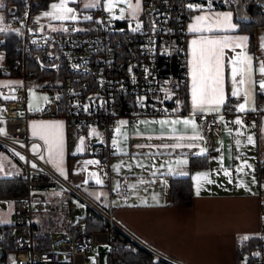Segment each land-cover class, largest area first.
Returning <instances> with one entry per match:
<instances>
[{
  "label": "built area",
  "instance_id": "2783aa9c",
  "mask_svg": "<svg viewBox=\"0 0 264 264\" xmlns=\"http://www.w3.org/2000/svg\"><path fill=\"white\" fill-rule=\"evenodd\" d=\"M190 1L142 0L139 16L142 27L135 32L132 28L136 23L108 19L110 14L102 5L93 9L98 19H92V27L69 22L68 31L46 30L32 18L31 2L24 6L20 18L10 19L11 25L21 32L22 58L15 59L14 65L21 69L23 81L19 84L22 86L0 87L5 105L1 128L7 133L0 135V147L23 168L21 177L25 181V193L0 197V208L13 205L12 222L0 223V264H8L9 255L13 256V264H87L91 250L94 251L91 264H122L113 256L112 232L85 231L84 217L70 220L72 230L52 234L48 248L35 247L34 206L39 211L61 213H71L77 207L72 201L63 202L57 209L58 203L54 205L53 199L49 200L44 192L66 190L71 196L82 199L84 195L52 167L46 157L42 160L32 151L27 108L31 73L27 70V59L30 57L40 72H65L60 93L50 99L42 114L63 116L68 125L79 129L81 134L94 129L102 141H89L88 148L96 153L107 149L109 154H116L112 139L116 135L117 118H126L133 124L143 116L183 114L181 91L188 85L186 24L190 19L187 7ZM118 12L116 10L115 14ZM120 21H127L128 27L118 25ZM77 28L82 31L74 30ZM166 91L172 93L170 99L166 98ZM10 96L15 99H5ZM224 114L231 119L230 109H225ZM259 115V111L247 113L244 122L256 121ZM196 118L204 130L220 128L214 113L198 114ZM16 153L25 159L21 160ZM119 194L126 196L127 192ZM87 204L156 261L187 264L142 241L106 209L90 201ZM6 228L13 229L11 237H7ZM261 237L264 240V235ZM101 246H109V250L102 251ZM250 264H264V242L253 254Z\"/></svg>",
  "mask_w": 264,
  "mask_h": 264
},
{
  "label": "crops",
  "instance_id": "0c3cea01",
  "mask_svg": "<svg viewBox=\"0 0 264 264\" xmlns=\"http://www.w3.org/2000/svg\"><path fill=\"white\" fill-rule=\"evenodd\" d=\"M6 1H3L4 7L0 8L4 14H6L8 7ZM58 1H51L41 12L33 13L32 18L43 23V25L47 22L60 23L51 21L43 15L51 9L52 3ZM102 3L101 0V5ZM190 3H201L207 7L208 0H191ZM78 8L84 10V8L79 7V4ZM212 11L231 12L232 23L236 26V31L226 34L247 36L249 38L248 50L257 58L256 63L259 62V59H264V51H261L260 48L261 43L264 42V24L254 29V42L251 46L249 34L241 30V24L236 19V16L244 15V7L241 4L235 0H212ZM78 14L81 17L78 23L86 27L93 26L86 25L91 23L82 19L86 15L85 11H78ZM197 14L199 13L193 12L187 21L186 30L192 21V17ZM127 18L131 19V17ZM7 23H9V27L4 26V24H0V27H4L6 31L14 28L10 22ZM50 25L47 26L50 27ZM192 38H194L193 35L187 32V61L190 59L189 44ZM3 41L4 38L0 37V44ZM0 67H7L4 50H0ZM30 78L27 88L29 135L33 139V145L40 147L38 154L46 157L48 161L46 146L43 141L33 137L31 126L33 123H63L62 168L65 173L63 176L70 183L101 203L104 209L109 211L121 225L142 241L179 261L187 264H243L238 261L239 245L251 237L264 235V176L258 177L257 175L258 167H264V93L258 89L256 91L254 106L256 111L260 112L259 118L248 124L244 122L242 127L236 125L234 121L237 118L244 121V115L254 111L245 113L236 111V106L243 100L242 98L237 100L231 97V84L227 80L226 70L227 103L220 113H214L220 125L219 130H204L198 122L196 118L198 114H196L194 118L198 132L203 139L181 142L195 144L196 147L191 149L184 147L175 150L157 147L162 144L172 145L177 142L172 138L173 133L170 126L162 128L159 124H141L140 121L192 118L191 81L188 70L186 100L188 113L161 117L143 116L133 124L128 123L126 118H117L115 120L116 128L121 121L127 122L122 128L123 134L121 136L115 135L112 139V144L114 139L119 142L121 150L113 154L108 165H106L101 162L98 156L93 154L94 150L88 148L87 141H84L83 150H79L81 148L79 138H83V136L79 129L68 125L64 117L43 115V109L35 110L37 107L34 102L28 100L29 86L31 84L39 85L40 82L36 78ZM255 78L260 79L258 73ZM22 81L21 76L0 77V84L11 83L13 87L21 84ZM42 83L44 84L45 81ZM43 88L52 96L47 87L43 85ZM55 96L56 93L52 97ZM229 99L233 101L230 105V120L224 114ZM29 105H32L31 110ZM0 110H3L0 111L1 128L2 119L5 116L4 97L1 95ZM221 115L224 118L223 121L220 120ZM237 132L242 133V135L238 136ZM192 134L190 129L185 130L182 125L177 126L176 135ZM248 136L253 137L252 144L248 143ZM237 140L240 141L239 145L236 144ZM140 145H144V147H139ZM201 148L205 149V153L198 155ZM0 152H5L10 159V163L4 164L3 170L0 171V177L21 175V166L6 151L1 150ZM204 156L208 160L207 167H191L190 162L193 157ZM2 159L0 157V160ZM177 159H187L188 163L175 169L173 174H169V163L174 164ZM93 160L98 161V165L86 164L87 161ZM49 164L57 170L54 163L49 162ZM244 164L250 167H245L242 172L238 171L240 166ZM225 169L231 174L230 177L224 174ZM93 172L103 181L102 184L95 182V178L90 175ZM153 172L156 174L152 175ZM202 174H207L212 183L201 180L199 195H197L196 177ZM181 177L191 178L193 196L189 206H175L173 204L170 191L171 180ZM230 180L231 182H229ZM141 181H145V183H141ZM117 184H119L118 189ZM133 185L135 188L132 187ZM120 191H126L127 195H120ZM58 192L52 194L50 198L54 199ZM153 196L158 198V204L153 200ZM4 209H8L9 217L12 219L13 205L0 208V212ZM0 223L7 224L10 222L2 219ZM245 237L247 239H244Z\"/></svg>",
  "mask_w": 264,
  "mask_h": 264
},
{
  "label": "snow or ice",
  "instance_id": "6c2138e0",
  "mask_svg": "<svg viewBox=\"0 0 264 264\" xmlns=\"http://www.w3.org/2000/svg\"><path fill=\"white\" fill-rule=\"evenodd\" d=\"M77 0H59L58 3L51 4V11L45 12L43 15L51 21L60 22V27H51V31H68L64 27L65 22L77 23L81 19L76 8L69 6L70 4H76ZM119 7V15H116V9ZM3 2L0 0V8H3ZM85 9L99 8L101 7V0H87L83 4ZM189 11L199 13L192 17V21L187 26V32L192 34L194 38L191 39L189 44V56L187 61L189 70V77L191 81V113L192 118L187 119H161L158 121H140L141 124H159L162 128L170 126V130L173 133V139L177 142L169 145L162 144L157 147L172 150L187 147L189 149L196 147L195 144L181 143L185 140L197 141L203 139L198 132V126L195 120L196 114H212L220 113L221 109L227 103L226 94V70L227 80L231 84V97L243 102L236 106V111L245 113L249 111H256L255 98L257 89L264 93V59H259L253 56L248 50V37L239 35H227L226 33L235 32L236 26L232 23L231 12H214L212 11V0H208L207 7L201 3H189L187 5ZM104 10H106L112 19L124 20L127 17H131L133 21H137L132 31H139L142 27L138 21V16L142 11L141 0H106L103 4ZM83 20L91 21V16H83ZM100 21H97L99 23ZM4 23V17L0 15V24ZM76 31H82V29H74ZM6 29L0 27V32H4ZM261 51H264V42L260 45ZM259 74L260 79L255 78L256 74ZM22 86V85H17ZM0 87L11 88V83L0 84ZM33 101L43 99L47 102V97H36L33 93ZM172 93L166 91V98L170 99ZM5 99H15L14 96L5 97ZM30 110L32 105H29ZM36 111H40V108H36ZM3 111V110H0ZM179 111V108L176 109ZM223 116H220V120L223 121ZM126 121H121L120 125L115 129L116 135L121 136L122 128L126 125ZM234 123L238 126H243L244 121L237 118ZM182 125L185 130H191L192 135H176L177 126ZM32 135L43 141L46 146L48 161L54 163L57 170L61 175H65L63 164V128L62 122L51 123H33ZM0 135H7L5 129L0 128ZM92 135H98L93 129ZM237 135L242 133L237 132ZM151 139V137H149ZM247 141L249 144L253 143V137L248 136ZM236 144L239 145L240 141L237 140ZM81 148L83 150L84 140H80ZM113 145L120 151L119 142L113 140ZM23 146V145H22ZM139 147H144L140 145ZM149 147H152L149 145ZM32 151L34 154H38L40 151L39 145H33ZM205 149L201 148L198 155H203ZM21 160L25 157L16 153ZM40 159H44L43 155H40ZM98 161H87L86 164L98 165ZM187 159H177L174 164L169 163L168 173L173 174L175 169L181 168L187 165ZM139 166V165H138ZM163 166V165H161ZM35 168L36 164H32ZM245 167L249 165H241L238 171H243ZM4 168V164L0 162V171ZM156 173L153 172L152 175ZM224 174L230 177V173L225 169ZM95 178L97 184H102L103 181L97 176L96 173L90 174ZM66 178V177H65ZM197 180V195H199L200 181L204 180L207 183H212L208 179L207 174H202L196 177ZM231 182V180L229 181ZM145 183V181H141ZM117 189L119 184H117ZM135 188V186H132ZM99 198V197H97ZM153 200L159 203L158 198L153 196ZM146 203V202H145ZM131 206V205H130ZM244 239H247L245 237Z\"/></svg>",
  "mask_w": 264,
  "mask_h": 264
},
{
  "label": "trees",
  "instance_id": "16d2710c",
  "mask_svg": "<svg viewBox=\"0 0 264 264\" xmlns=\"http://www.w3.org/2000/svg\"><path fill=\"white\" fill-rule=\"evenodd\" d=\"M53 0H7L6 8V20L10 21L11 18H20L23 12L24 6L31 2V12L32 14L40 9H44L48 4ZM240 2L244 7V18L236 16L237 21L241 24V30L247 32L250 36V45H253L254 42V29L258 26L264 24V0H235ZM190 17L193 12L189 11ZM86 25H93L94 21H88ZM118 25H124L128 27V22H118ZM0 37L4 38L3 43L0 44V50H4L6 53L7 67H0V77L2 76H21V69L15 67L14 61L17 58H22V38L21 32L18 27H14L10 30L0 32ZM32 56V55H30ZM45 59V58H44ZM27 70L31 74L29 75L32 78H36L38 82H44V87H47L52 96L55 93H60L61 83L64 76V73H55L49 70H44L40 72L34 61L29 57L27 59ZM47 61V59H45ZM61 82V83H60ZM182 108L183 114L188 113L187 111V86L182 88ZM51 96V97H52ZM232 99L228 100V104L225 109L231 108ZM63 117V116H62ZM3 150L0 147V151ZM98 156L103 164L108 165L111 154H109L107 149L99 153H93ZM192 168H205L208 166L207 157H193L191 159ZM258 177L264 176V167L259 166ZM63 191V190H62ZM171 196L173 199V204L175 206H189L192 203V184L190 177H181L173 178L171 180ZM25 193V182L21 176H12V177H0V196L2 197H17ZM56 200L61 202H72V196L68 192H62L60 195H56L53 199L54 205ZM58 206V205H57ZM58 209V207H56ZM69 214V213H68ZM73 227L70 224L68 230H72ZM83 229L87 232L92 231H108L110 230L113 235L114 243V252L113 256L120 261L122 264H166L161 261H156L152 255L147 253L145 250L140 248L134 242H132L127 236H125L120 230L116 227H111L109 222L105 220L100 214L94 211L92 208H87V213L84 217ZM7 237H11L13 229L6 228ZM51 239V234L45 235H36L35 236V247L37 249L48 248L49 241ZM264 242L263 237L254 236L238 247V261L243 264H250L253 260V254L261 249V244ZM45 244V245H42Z\"/></svg>",
  "mask_w": 264,
  "mask_h": 264
},
{
  "label": "rangeland",
  "instance_id": "374dc122",
  "mask_svg": "<svg viewBox=\"0 0 264 264\" xmlns=\"http://www.w3.org/2000/svg\"><path fill=\"white\" fill-rule=\"evenodd\" d=\"M3 1H6V0H2V2ZM77 2H78V0H77ZM85 2H87V0H82V1L80 0V2H78L79 7L80 8H84L83 4ZM102 2H103L102 3V9L104 10L103 4L106 2V0H102ZM78 4L77 3L76 4H70L69 6L76 8L77 11H85L86 15L91 16L92 19L93 18L94 19L98 18L97 13L94 12L95 10H93L95 8H91L90 10L89 9H85V8H84V10H79ZM122 6L123 5L118 6V8L116 10L119 11V7H122ZM42 10L43 9L38 10L37 13L41 12ZM49 11H51V9ZM0 15H2L5 18L4 23H3L4 26L9 27L10 25L6 21V17H7L6 14H4V12H2L0 10ZM107 18L108 19H112L111 16H109ZM34 20H36V19H34ZM112 20H115V19H112ZM126 20L130 24L137 22V21H133L132 19H128V18H126ZM138 21H139V17H138ZM67 23H69V22H65L64 23V27H66V28H67V25H66ZM41 24L43 25V23H41ZM44 25H45V29L49 30V31H51V27H53V26H55L57 28L60 27V23L47 22ZM47 25H50V27H48ZM33 93L35 94L36 97H39V98L47 97L48 98L47 102H45L43 99H38V100H36L34 102L33 101V95H32ZM28 97H29L28 100H32L34 102V104L36 105V107H38L40 109H44L46 104L50 101L49 99L51 97V94L46 89L43 88V83L40 82L39 85L31 84L29 86V95H28ZM71 127H73V126H71ZM82 136H83V140L87 141V142H89V141H94V142L102 141V138H100L98 135H92V130H89L88 134H82ZM79 139L81 140V138H79ZM77 141L79 142V140H77ZM0 157L3 158L2 160H0V162H2L3 164H9L10 163V159H9V157L7 156V154L5 152H0ZM62 192H68V191H66V190L59 191L56 195L58 196ZM80 192L84 195V199L76 197V196L75 197L72 196V200L76 203L77 207L72 209V212L69 213V214L68 213H61V212L55 211V210L52 211V212L39 211L36 208V206H34L35 211L33 213V220H34V223L36 225L35 229H34L35 235H45V234H51L52 235V234L66 232L68 230V226L70 225V220L72 218L75 219L76 221H78L79 218L85 217V215L87 213V208H88L87 207V205H88L87 201H90L91 203H93V204L101 207L102 209H104V207H103V205L101 203H98L97 200L95 201V199H93L90 195L88 196L83 190H81ZM52 194H54V193L53 192H47V191L44 192V195L49 200H52L50 198V197H52ZM0 197H2V196H0ZM56 203H58V206H57L58 208L63 204V202H61L60 200H56ZM64 203H66V201H64ZM2 219H5L6 222H12V219L9 217L8 209H4L2 212H0V221H2ZM100 250L107 251V250H109V246H101ZM87 256H88L87 264H91L94 261V251L93 250L89 251ZM7 263L8 264H13L14 263L12 255H9V257H7Z\"/></svg>",
  "mask_w": 264,
  "mask_h": 264
},
{
  "label": "water",
  "instance_id": "95a60500",
  "mask_svg": "<svg viewBox=\"0 0 264 264\" xmlns=\"http://www.w3.org/2000/svg\"><path fill=\"white\" fill-rule=\"evenodd\" d=\"M238 3L241 4L240 2H238ZM241 5H242V4H241ZM242 6H243V5H242ZM244 13H245V11H244ZM239 16H240V18H244V17H243L244 15H243V16L239 15Z\"/></svg>",
  "mask_w": 264,
  "mask_h": 264
}]
</instances>
